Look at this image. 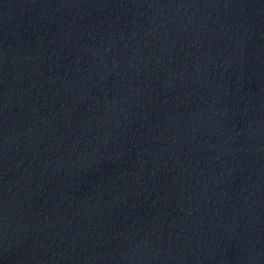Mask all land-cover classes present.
Returning <instances> with one entry per match:
<instances>
[{
  "label": "water",
  "instance_id": "obj_1",
  "mask_svg": "<svg viewBox=\"0 0 264 264\" xmlns=\"http://www.w3.org/2000/svg\"><path fill=\"white\" fill-rule=\"evenodd\" d=\"M0 264H264V0H0Z\"/></svg>",
  "mask_w": 264,
  "mask_h": 264
}]
</instances>
